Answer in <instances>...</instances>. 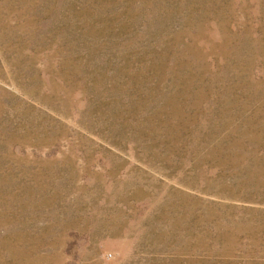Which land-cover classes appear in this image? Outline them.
I'll use <instances>...</instances> for the list:
<instances>
[{
    "label": "rangeland",
    "instance_id": "1",
    "mask_svg": "<svg viewBox=\"0 0 264 264\" xmlns=\"http://www.w3.org/2000/svg\"><path fill=\"white\" fill-rule=\"evenodd\" d=\"M0 264H264V0H0Z\"/></svg>",
    "mask_w": 264,
    "mask_h": 264
}]
</instances>
